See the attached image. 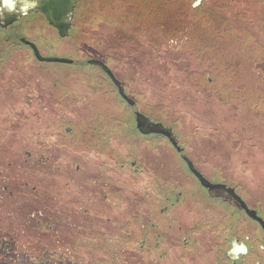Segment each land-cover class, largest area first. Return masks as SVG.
I'll return each instance as SVG.
<instances>
[{
  "label": "flooded vegetation",
  "instance_id": "flooded-vegetation-1",
  "mask_svg": "<svg viewBox=\"0 0 264 264\" xmlns=\"http://www.w3.org/2000/svg\"><path fill=\"white\" fill-rule=\"evenodd\" d=\"M80 1L75 0L71 26L68 33L61 36L45 13L32 7L34 3L0 0V264H68L66 243L69 238L74 240L83 234L90 235L98 243V248H95L98 256L112 260V263H103L92 259L90 264H117L115 257H122L123 264H264V186L233 184L224 178L215 179L206 175L196 164L197 161L179 146L173 128L138 105L135 93L130 92L112 66L117 58L112 52L93 58L100 59L110 68L134 103L126 101L114 81L96 65L111 86L109 93L113 97V105L109 109L113 112L112 116L115 112L124 115L122 122L114 118L108 122L112 127L116 121L130 124L142 135L166 138L175 149L176 157L187 167L181 178L183 181L189 178L196 183L180 184L174 180L167 184L156 173L152 177L160 183L154 185L159 194L150 202L145 194L143 199L147 200L141 202L139 215H132L135 209L133 192H116L109 177L101 184L99 175L88 186L85 184L87 172L80 166L76 168L78 174L74 180L76 191L68 190L67 157L59 152L61 162L55 166L52 163V151L57 152V148L65 144L63 140L68 133L72 132L64 113L67 105L66 83L55 85L49 94H39L44 95L43 99L38 98L35 92L37 76L40 75L36 72L38 67L47 72L65 69L61 77L66 80L67 65L75 60L72 63L40 60L31 44L37 47L40 55L52 56L44 53L40 42H49L51 36L62 41L71 34ZM191 1L193 8H199L204 3V0ZM5 4L8 5L6 10ZM121 27L126 33L128 29L146 31L149 28L154 37V41L150 39L151 44L158 45L162 39L154 28L143 25ZM111 33L114 36L119 34L121 47H128L131 41L130 50L140 59L148 55L145 41L143 43L119 31ZM46 63H61L64 66L49 68ZM25 108L32 113L31 128L28 137L21 138L19 117ZM43 113H47V117ZM139 113L171 128L176 145L164 134L141 122ZM76 134L80 135V130ZM26 139L32 145L30 150L22 147ZM42 145L46 146L45 151L39 149ZM187 161L202 177L217 186H204ZM195 195L201 200L200 207L184 209L182 205L189 204ZM116 196L124 199L123 217L115 216ZM117 219H122L124 225L122 245L119 242L121 239L117 240ZM233 241L247 246V252L235 259L230 251ZM72 264H84V260L79 259Z\"/></svg>",
  "mask_w": 264,
  "mask_h": 264
},
{
  "label": "rangeland",
  "instance_id": "rangeland-1",
  "mask_svg": "<svg viewBox=\"0 0 264 264\" xmlns=\"http://www.w3.org/2000/svg\"><path fill=\"white\" fill-rule=\"evenodd\" d=\"M256 3L258 4V1L253 0L246 6L248 9L253 8ZM261 3L264 4V0ZM98 6L100 9H119L122 7V0H99ZM248 13L251 19H256L254 13ZM91 14L90 10L83 18L77 20V25L66 39L60 41L51 36L49 42L39 41L45 54L75 60L73 64L67 65L66 80L64 76L61 77L65 69L60 72H47L38 67L36 72L40 75H36L35 96L38 98L43 99L44 95L39 94H49L55 85L66 83L67 105L64 113L66 124L72 127V132L68 133L63 140L65 144L60 149L57 148V152L52 151V163L55 166L61 162L58 159L59 152L67 157L68 190L76 191L74 180L78 174L76 168L80 166L87 172L85 184L88 186H91L93 180L97 179L96 175H99L100 182L108 180L109 177L110 183L116 187V192H133L135 209L132 210V215H139L141 202L146 199H143L145 194L149 202L159 194L154 188V185L160 184L153 179L156 173L161 175L167 184L173 183L174 180H178L177 183L180 184L196 183L189 178L183 181L181 177L183 171L186 173L187 167L176 157L175 149L166 138L161 135H142L134 130L132 125L121 123L124 115L115 112V116H112L111 112H106L107 106L103 104L102 98L112 101L113 97L109 93L111 86L102 70L96 65L88 64L87 59L99 54L107 56L111 52L117 55L112 66L123 78L130 92L135 93L138 105L173 128L179 146L183 147L186 155L197 161L196 164L206 175L215 179L224 178L233 184L264 186V153L258 151V146L264 144V114L248 111L247 107L240 103H226L219 112L213 113V107L185 101L183 94L195 92L199 99V96L210 94L211 89L207 88V85L196 89V84L190 82L187 71L189 66L182 62L176 40L161 39L158 45L152 43L156 54L148 52L147 56L140 59L130 50L133 44L131 41L128 42V47H121L119 34L114 36L111 32L105 33L102 26L104 21L92 23ZM150 39L154 41L152 34ZM45 66L61 68L64 64L46 63ZM260 66L264 68V63H260ZM185 79L189 80L192 89H183ZM31 115L27 108L20 112L18 126L21 138L28 137ZM42 115L47 117L45 115L48 114ZM113 118L121 121H116L114 127L108 122ZM77 130H80V135L76 134ZM57 146L59 147L58 144ZM22 147L30 150L32 145L26 139L22 142ZM41 148L45 151L46 146H39L40 150ZM198 198L195 195L189 204L182 207L197 209L201 201ZM115 200V216H125L124 199L116 196ZM115 223L116 234L119 236L117 240L120 238L122 245L123 220L117 219ZM66 244L68 264L79 262V259H83L84 264H90L92 259L112 263L111 258L98 256L99 253L95 249L98 248V243L90 235L83 234L74 240L69 238ZM122 259L115 257L117 264H123Z\"/></svg>",
  "mask_w": 264,
  "mask_h": 264
},
{
  "label": "trees",
  "instance_id": "trees-1",
  "mask_svg": "<svg viewBox=\"0 0 264 264\" xmlns=\"http://www.w3.org/2000/svg\"><path fill=\"white\" fill-rule=\"evenodd\" d=\"M190 1L122 0L121 8L111 10L99 9V0H81L74 26L91 10L90 21H104L105 33L119 31L145 41L148 52H153L149 28L146 31L126 29V33L121 26L154 28L162 39L177 41L182 62L189 66V79L196 84L195 88L207 85L211 89L210 94L199 99L195 92L183 94L185 101L213 107V113L219 112L226 103H240L248 111L264 114V68L260 66L264 63L262 0H257L258 4L249 9L246 4L253 0H204L199 8H193ZM248 12L254 13L256 19H251ZM190 82L183 80L184 90L192 89ZM103 98L106 112L112 114L109 106L113 102ZM258 147L264 153V144Z\"/></svg>",
  "mask_w": 264,
  "mask_h": 264
},
{
  "label": "water",
  "instance_id": "water-1",
  "mask_svg": "<svg viewBox=\"0 0 264 264\" xmlns=\"http://www.w3.org/2000/svg\"><path fill=\"white\" fill-rule=\"evenodd\" d=\"M26 1H29L30 3H34L36 5L35 6L32 4V7L34 9H40L44 12L49 23L58 28L61 36H64L68 33V30L72 22L73 7L75 5V0H26ZM31 45L35 51L36 57L40 60L58 61V62H66V63L73 62V59L68 57H56V56L44 57L40 55L37 47L33 43ZM87 63L91 65H98L103 71L107 73V75L117 85L119 94L129 103H134V101L125 94L123 86L121 85L120 81L115 78L110 68L103 61L97 58H89L87 59ZM138 116L139 118H141V122L145 123L147 127L151 128L155 132L164 134L170 139L173 145H176V141L173 137L171 128L163 125L161 122H154L153 120L149 119L148 117L140 113L138 114ZM147 131H149V129ZM187 162L189 168L196 174V176L199 178V180L204 186L209 188L217 186V184H213L207 181L204 177H202L201 174H199L197 170H195V168L192 166L190 161Z\"/></svg>",
  "mask_w": 264,
  "mask_h": 264
},
{
  "label": "clouds",
  "instance_id": "clouds-1",
  "mask_svg": "<svg viewBox=\"0 0 264 264\" xmlns=\"http://www.w3.org/2000/svg\"><path fill=\"white\" fill-rule=\"evenodd\" d=\"M230 251L235 259L238 258L239 254H245L247 252V246L243 242L233 241Z\"/></svg>",
  "mask_w": 264,
  "mask_h": 264
},
{
  "label": "snow or ice",
  "instance_id": "snow-or-ice-1",
  "mask_svg": "<svg viewBox=\"0 0 264 264\" xmlns=\"http://www.w3.org/2000/svg\"><path fill=\"white\" fill-rule=\"evenodd\" d=\"M7 7H8V5H7V4H5V10L7 9Z\"/></svg>",
  "mask_w": 264,
  "mask_h": 264
}]
</instances>
